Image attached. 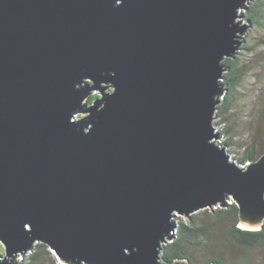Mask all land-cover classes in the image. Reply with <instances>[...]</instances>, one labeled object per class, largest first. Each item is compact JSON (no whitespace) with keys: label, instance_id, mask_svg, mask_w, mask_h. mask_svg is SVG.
<instances>
[{"label":"water","instance_id":"95a60500","mask_svg":"<svg viewBox=\"0 0 264 264\" xmlns=\"http://www.w3.org/2000/svg\"><path fill=\"white\" fill-rule=\"evenodd\" d=\"M251 1L0 0V264H190L160 259L174 219L230 201L262 227L264 155L213 127Z\"/></svg>","mask_w":264,"mask_h":264},{"label":"trees","instance_id":"16d2710c","mask_svg":"<svg viewBox=\"0 0 264 264\" xmlns=\"http://www.w3.org/2000/svg\"><path fill=\"white\" fill-rule=\"evenodd\" d=\"M247 8L244 16L259 26L260 19L264 18L260 12L264 0H257ZM230 63L229 58L223 62L226 71L221 83L225 86V93L237 87L242 78ZM97 97L95 94L87 103L90 105ZM232 102V97L223 96L216 114L228 112ZM263 155L264 142L259 151L249 147L246 156L238 162L241 165L253 163ZM238 213V207L230 201L225 208L205 209L180 219L173 239L163 245L160 259L165 263L187 260L190 264H264V224L259 230L243 229L239 225ZM232 248L239 253H232ZM32 250L20 264H56L45 244L36 243ZM4 254L0 244V255Z\"/></svg>","mask_w":264,"mask_h":264},{"label":"rangeland","instance_id":"374dc122","mask_svg":"<svg viewBox=\"0 0 264 264\" xmlns=\"http://www.w3.org/2000/svg\"><path fill=\"white\" fill-rule=\"evenodd\" d=\"M255 1L257 0L251 2L254 3ZM251 2L245 4L243 8L245 10L239 11L238 17L240 19L236 18L235 20L236 23H240L238 26L246 25L250 30L248 29L242 37L237 33V36L243 39L241 40L243 44L239 47L240 52L236 51L234 57H232L234 60L229 58L230 64L234 66L237 75L240 74L242 78L237 87L227 91V93L224 92L220 97V101L225 95L230 99L232 97L233 102L229 111L221 115L215 112L213 119L214 132L220 138V140H213L214 143L222 148L225 147L230 161L242 168L248 162L241 165L238 160L246 156L248 148L252 146L253 150L259 151L262 142H264V18L260 19L259 26H255L244 16ZM260 12L264 14V8H261ZM221 81H223V78ZM102 86L108 87L104 91L105 94L112 92V87L104 84ZM89 94L91 95L87 96L86 102L95 94L99 97V92L96 91H90ZM84 116V114H80L77 118ZM180 219L186 218L176 217L174 219L173 235ZM231 252L239 253L238 250H233V248ZM51 256L56 264H64L57 259L54 253H51ZM235 256H238V254ZM17 257L15 264L23 262L24 257L23 259L20 256Z\"/></svg>","mask_w":264,"mask_h":264},{"label":"clouds","instance_id":"9594fccd","mask_svg":"<svg viewBox=\"0 0 264 264\" xmlns=\"http://www.w3.org/2000/svg\"><path fill=\"white\" fill-rule=\"evenodd\" d=\"M89 105V104H88Z\"/></svg>","mask_w":264,"mask_h":264}]
</instances>
